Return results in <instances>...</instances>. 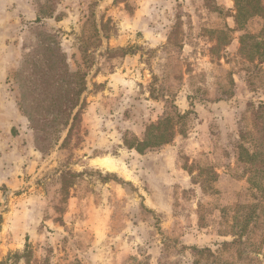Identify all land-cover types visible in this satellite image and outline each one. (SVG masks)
<instances>
[{
	"label": "rangeland",
	"instance_id": "374dc122",
	"mask_svg": "<svg viewBox=\"0 0 264 264\" xmlns=\"http://www.w3.org/2000/svg\"><path fill=\"white\" fill-rule=\"evenodd\" d=\"M262 30L233 0H0V264H264Z\"/></svg>",
	"mask_w": 264,
	"mask_h": 264
},
{
	"label": "trees",
	"instance_id": "16d2710c",
	"mask_svg": "<svg viewBox=\"0 0 264 264\" xmlns=\"http://www.w3.org/2000/svg\"><path fill=\"white\" fill-rule=\"evenodd\" d=\"M235 4L236 16H243L248 13L250 16L258 15L264 22V0H233ZM207 3V0H206ZM211 10L216 9L215 7L208 6ZM96 27V26H95ZM264 34V30L261 31ZM259 49L262 50L264 54V40L259 44ZM70 82L68 83V88L66 92V101L68 103V109L62 112L65 128L69 125V130L66 139L73 132L76 122L79 117L80 109L75 111V109L80 106L81 108V95L86 89L84 76L80 73H70L68 75ZM264 109V105H262ZM189 113V112H188ZM186 113V114H188ZM61 113H56V116ZM181 115L176 112L175 117H165L158 120L155 123L147 126L145 129L144 137L142 140H135L136 144H133L134 147L129 146L128 148L135 149L136 152L142 154L146 149H153L161 147L172 139V136L175 134L174 126L179 123V120H182L187 115ZM32 120L31 116H28ZM71 121V124L69 122ZM174 121L176 123H174ZM60 139V136H59ZM263 149V146H260ZM251 157V156H250ZM249 222V219L246 218V224ZM196 249V248H193Z\"/></svg>",
	"mask_w": 264,
	"mask_h": 264
},
{
	"label": "bare ground",
	"instance_id": "6f19581e",
	"mask_svg": "<svg viewBox=\"0 0 264 264\" xmlns=\"http://www.w3.org/2000/svg\"><path fill=\"white\" fill-rule=\"evenodd\" d=\"M99 163L102 164L103 166H106V167L111 165L110 161H108L107 159L100 160Z\"/></svg>",
	"mask_w": 264,
	"mask_h": 264
}]
</instances>
